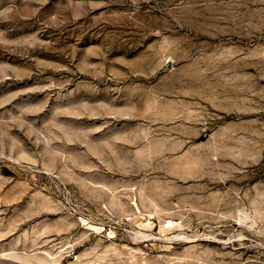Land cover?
I'll return each instance as SVG.
<instances>
[{"label": "rangeland", "instance_id": "obj_1", "mask_svg": "<svg viewBox=\"0 0 264 264\" xmlns=\"http://www.w3.org/2000/svg\"><path fill=\"white\" fill-rule=\"evenodd\" d=\"M0 264H264V0H0Z\"/></svg>", "mask_w": 264, "mask_h": 264}]
</instances>
